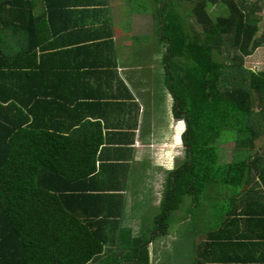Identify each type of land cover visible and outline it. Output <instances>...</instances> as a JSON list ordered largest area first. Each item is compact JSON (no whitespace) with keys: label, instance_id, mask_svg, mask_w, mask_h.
<instances>
[{"label":"trees","instance_id":"trees-1","mask_svg":"<svg viewBox=\"0 0 264 264\" xmlns=\"http://www.w3.org/2000/svg\"><path fill=\"white\" fill-rule=\"evenodd\" d=\"M104 5L0 0V264H151V244L167 234L171 212L184 195L198 206L206 185L218 216L198 231L187 264H264V70L244 66L264 45V0H165L156 8L164 47L157 71L173 116L185 122L184 157L166 174L153 226L136 234L121 220L128 169L117 175L96 155L100 121L86 116L121 99L95 81L113 74L94 61L112 32L93 18L82 38L74 31L78 9L96 18ZM212 7L223 13L213 18ZM63 41L70 45L57 49ZM76 41L84 43L68 47ZM223 132L239 159L219 162Z\"/></svg>","mask_w":264,"mask_h":264},{"label":"crops","instance_id":"crops-1","mask_svg":"<svg viewBox=\"0 0 264 264\" xmlns=\"http://www.w3.org/2000/svg\"><path fill=\"white\" fill-rule=\"evenodd\" d=\"M104 2V10L96 18L91 13L80 12L81 9H78L77 11H80L75 12L77 15L74 19V31L78 29L82 38L87 21L93 18L94 22L104 21L103 32H112V42L103 47L100 54L97 52L94 61L105 65L98 66L102 67L98 72L111 68L113 74L106 73L99 80L93 72L90 79L97 78L95 81L99 83L104 81L101 86L105 87L107 92H118L121 99L118 100L120 102L103 100L95 106L99 111L97 114L86 113V116L87 119L100 121L103 140L96 155H101L103 160L112 161L115 165L113 164L111 170H118L117 175H120V170L128 169L129 178L124 191L125 204L121 220L122 225L131 227L132 233L136 234L139 229L135 225L139 219L147 218V212L143 210L159 205V183H162L163 177L175 167L174 161L178 156L182 155L185 123L173 116L172 96L163 85L160 71H157L159 54L163 49L161 51L159 45L153 48L154 42L144 43V40L151 41L148 19H145L148 22L146 27L140 14H136L131 23L121 21L113 0ZM57 15L58 13L56 17ZM147 15L151 16L154 24L153 14ZM67 43L63 41L57 49L66 48V45H70ZM83 43L76 41L68 47H79ZM145 47L150 48L149 56H146L147 61L143 60ZM80 59L90 61L88 56L79 57ZM86 67L85 65L80 72L84 73ZM119 80L126 88L117 83ZM156 84L160 86L159 91L155 88ZM106 91L102 92L106 94Z\"/></svg>","mask_w":264,"mask_h":264},{"label":"rangeland","instance_id":"rangeland-1","mask_svg":"<svg viewBox=\"0 0 264 264\" xmlns=\"http://www.w3.org/2000/svg\"><path fill=\"white\" fill-rule=\"evenodd\" d=\"M263 0H259L260 4ZM113 4L116 7L115 11L118 13V18L121 21H131L140 14L145 20L148 19L151 41L144 40V43L154 42L155 47H158V42L155 41V20L152 22L151 16L147 14H154L156 8L159 7L160 3L157 0H113ZM189 5L181 3L179 11L181 14H186V19L193 22V18L189 14ZM211 16L214 18L216 15L223 13L220 7L209 8ZM261 15L260 29L264 28V6L258 11ZM130 15V17H129ZM130 20H129V19ZM148 22L145 20L144 27L148 26ZM152 22V24H151ZM127 26V25H126ZM128 27V26H127ZM160 50L164 51V47H159ZM150 53V52H149ZM149 53L145 54L147 57ZM145 56V57H146ZM244 66L255 70H264V45L257 47L253 50L252 54L245 57ZM155 78V75L152 76ZM156 90L159 91L160 86L155 85ZM184 122V120L182 121ZM185 123V122H184ZM264 140V139H263ZM259 145L261 142L259 140ZM218 149V160L220 163H227L232 160L239 159L240 153L237 152L236 147L232 139H229L225 132L221 134L219 141L216 143ZM260 152H263L261 150ZM184 157V148H182V155L174 161V165L181 162ZM165 176L163 177L162 183H159V195L161 197ZM213 195L214 189H210V185H206L201 202L195 208L192 207V197L190 195H184L179 207L172 211L168 218V231L166 235L158 236L152 244L153 248L151 253V264H187L192 257V244L195 237H198L201 228L211 225L218 216L217 210L213 207ZM215 197V196H214ZM147 212V218H140L137 225L138 229L147 228L153 226V219L157 213L160 212V206L154 208H147L143 210Z\"/></svg>","mask_w":264,"mask_h":264},{"label":"water","instance_id":"water-1","mask_svg":"<svg viewBox=\"0 0 264 264\" xmlns=\"http://www.w3.org/2000/svg\"><path fill=\"white\" fill-rule=\"evenodd\" d=\"M164 2H165V0H162V2L160 3V5H159V9L161 8V6L164 4Z\"/></svg>","mask_w":264,"mask_h":264}]
</instances>
